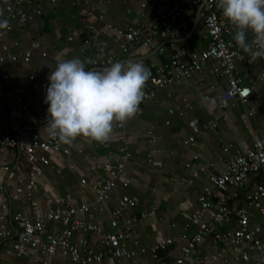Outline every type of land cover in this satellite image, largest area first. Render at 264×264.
<instances>
[{"label": "crops", "instance_id": "1", "mask_svg": "<svg viewBox=\"0 0 264 264\" xmlns=\"http://www.w3.org/2000/svg\"><path fill=\"white\" fill-rule=\"evenodd\" d=\"M6 1L0 0L2 13ZM96 1L98 4L96 14L102 17L96 21V26L107 41L108 51L115 54L116 62H126L129 59L167 60L171 54V43L194 50H202L207 46L208 37L203 27L202 13L198 8L184 6L182 17L168 37L155 36L151 45L144 46L138 42L133 49L123 51L115 31L137 26L141 21L150 18L157 12L161 1ZM142 1L154 2L156 6L142 8ZM162 1L171 3L175 0ZM43 7L41 28L38 30L18 28V24L12 22L17 28L8 38L7 53L26 50L31 46L33 39L41 42V48L33 50L32 59L28 64L23 61L4 62V69L10 73L11 79L6 83L0 77V126L10 122L9 115L16 112L17 95L30 100L33 105L43 102L46 97V86L49 84L47 78L55 69L57 62L78 57L86 62V70H102L96 69L97 67L91 65L83 55V43L79 33L74 40L68 39L71 32L79 31L85 21L80 1L57 0L56 3L45 2ZM185 23L189 24L188 34H184ZM234 34L233 28L232 37ZM238 50L236 65L243 82L247 84L261 74L264 69V58L250 60L239 47ZM43 51L46 55L42 54ZM4 53L0 49V55ZM210 66L211 63L202 71L194 72L189 78L156 88L154 97L141 102L137 115L126 122L122 131L130 143L131 150V159L126 164V172L131 177L127 193L140 204L133 213L141 210L154 211L152 216L141 218L135 224L141 246L150 247L159 238L175 235L181 230L186 224L187 215L199 208L198 196L210 183L211 177L225 168L235 157L238 149L250 148L258 138L264 139V79L256 80L253 88V97L257 105L256 114L250 115L248 104L235 100L226 108L228 118H224L220 98L226 86V79L211 74ZM30 75L36 76L42 85L41 88L31 87L28 82ZM185 105L187 106L183 108L184 114H180L176 107ZM170 109H173L172 113ZM208 120H215L217 126L207 129L203 134H197ZM46 125L47 121H44L37 112L33 110L28 113L23 119L20 144L0 157V180L5 192L3 201L7 204L6 209L0 204V215L6 216L5 220L0 219V226L5 224L14 229L13 215L23 213L31 216L33 213L29 202L23 199L12 200L9 196L18 178L28 177L23 142L35 130L44 136L48 133ZM191 135L195 136V141L186 143L185 140ZM152 136L153 141H150ZM64 145L70 147L72 153L68 156L55 154L36 188L35 196L40 208L43 210L52 208L58 205L61 199L76 207L89 204L90 209L78 213L77 217L100 222L107 227L112 211L124 190L117 188L108 200L97 205L90 181L100 176L105 159L116 160L117 144L105 148L97 142L79 137L72 144ZM5 165L9 166V170L3 168ZM83 178L87 179V183H81ZM239 203L244 204L242 201ZM251 211L253 213L251 223L259 222L258 213L252 208ZM205 217L209 218L208 212ZM170 222L176 223L177 226L171 227ZM230 225L231 221L228 220L226 226ZM119 227H125L123 218ZM189 232L193 233L194 227ZM88 237L94 242L98 241L96 235ZM13 241L14 238L0 239V260L4 258L5 250ZM127 246L138 247L133 243H128ZM241 251L249 254L247 262L243 259L236 260V251L231 245L208 237L204 244L195 249L190 264H260L258 252L250 249L249 243H244L237 253ZM218 252H223L228 260L213 259ZM160 254L166 264H174L179 250L172 245ZM36 256L34 252L22 256L10 255L9 260L13 264H42L44 259H37ZM48 261L49 264H78L60 254L48 257ZM116 264L161 263L148 252L136 261L123 258Z\"/></svg>", "mask_w": 264, "mask_h": 264}, {"label": "built area", "instance_id": "2", "mask_svg": "<svg viewBox=\"0 0 264 264\" xmlns=\"http://www.w3.org/2000/svg\"><path fill=\"white\" fill-rule=\"evenodd\" d=\"M79 1L84 9L85 21L79 31L71 32L68 39L74 40L79 33L83 43V55L90 64L101 68L110 67L116 62V58L115 54L108 51L107 41L96 26V21L102 18L96 14L97 1ZM159 1H161L160 7L150 18L141 21L137 26L115 31L123 51L133 49L138 42L144 46L151 45L155 36L168 37L182 17L185 11L184 6L201 9L202 23L208 42L202 50L186 49L171 43V54L167 60H141L151 72V77L144 88L142 102L152 99L156 88L189 78L194 72L202 71L211 63L210 73L226 79V86L220 98L224 108L223 117L228 118L226 108L235 100L248 104L250 115L256 114L257 105L253 97V88L256 80L264 79V69L256 80L247 84L243 82L236 65L239 50L232 37L233 27L217 7V0H175L171 3ZM45 2L56 3L57 0H7L5 3L4 13L0 15V19H7L10 26L0 29V49L5 52L0 55V77L6 83L11 79V75L4 69V62L6 60L23 61L28 64L32 59L33 50L41 48V42L33 39L31 46L26 50L19 53H7L8 38L17 28L12 22L15 21L18 28L32 31L40 29V18L44 14ZM155 6L154 2L142 1L141 3L142 8ZM183 29L184 34H188L189 24L185 23ZM161 52H163L162 47ZM42 54L46 55V52L43 51ZM28 82L33 89L42 87L35 75H30ZM44 100L45 97L41 104L33 105L30 100L17 95L16 112L9 115L10 122L0 126V157L20 144L23 119L28 113L34 110L44 121H47L48 105L44 103ZM186 106H177L176 109L180 114H184L183 108ZM170 112L172 113L173 109H170ZM126 122L115 123L113 134L107 143L97 142L105 148H110L116 143L118 154L116 160L105 159L100 176L90 181L95 192V204L99 205L108 200L117 188L124 190L112 211L107 227L100 222H91L77 217L78 213L90 209L89 204L76 207L65 199H61L60 203L52 208L47 210L40 208L35 192L45 168L51 165L55 154L68 156L72 150L51 138L48 133L42 136L35 130L30 134L23 142L28 177L18 178L9 197L12 200L23 199L29 202L33 213L31 216L23 213L13 215V221L18 229L15 237L14 229L5 224L0 226V239L14 238L11 246L5 250V256L0 260V264H13L9 260L10 255L22 256L31 252L36 253L37 259H44L42 264H49L48 257L56 254L68 257L78 264L104 262L116 264L123 258L136 261L148 252L161 264H166L160 252L172 245L179 250L174 264H190V260L194 258L195 249L204 244L208 237L231 245L236 251V260L243 259L246 262L249 260V254L242 251L237 253V251L244 243H249L250 249L258 252V262L264 264V139L258 138L250 148L238 149L235 157L227 163L225 168L211 177L210 183L198 196L199 208L187 215L186 224L181 230L175 235L161 237L152 246L145 247L139 245L135 224L141 218L152 216L154 211L141 210L133 213L140 204L127 193L131 177L126 172V164L131 159V150L130 143L122 132ZM216 126L215 120H208L204 122L197 134H203L207 129ZM149 140L153 141V136ZM194 141V135L185 140L186 143ZM224 149L227 150V147ZM3 168L9 170L8 165ZM81 183H87V179H81ZM4 197L5 192L0 180V204L3 209H6ZM240 201L244 204H240ZM251 208L259 215V222L254 224L251 223L253 217ZM206 212L209 213V218L205 217ZM122 218L124 228L119 227ZM0 219L5 220V214H1ZM228 220L231 221L230 226H226ZM169 225L177 226L174 222H170ZM192 227L194 232L190 233ZM89 235L98 236V241H92ZM128 243L138 247L129 248ZM217 258L228 260L223 252L213 256V259Z\"/></svg>", "mask_w": 264, "mask_h": 264}, {"label": "clouds", "instance_id": "3", "mask_svg": "<svg viewBox=\"0 0 264 264\" xmlns=\"http://www.w3.org/2000/svg\"><path fill=\"white\" fill-rule=\"evenodd\" d=\"M217 7L233 26L242 53L250 60L264 58V0H217ZM9 26L7 19H0V29ZM150 77V70L136 59L103 70H86L78 57L57 62L47 78L44 100L49 136L69 145L79 137L107 143L116 122L137 115Z\"/></svg>", "mask_w": 264, "mask_h": 264}, {"label": "water", "instance_id": "4", "mask_svg": "<svg viewBox=\"0 0 264 264\" xmlns=\"http://www.w3.org/2000/svg\"><path fill=\"white\" fill-rule=\"evenodd\" d=\"M199 11L201 12V9H199ZM196 22H197V20H196ZM96 69H102L103 70L104 68L97 67ZM14 230H15V234H14V237H15L17 235V233H18V229H17V227L15 225H14Z\"/></svg>", "mask_w": 264, "mask_h": 264}]
</instances>
